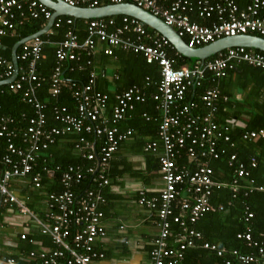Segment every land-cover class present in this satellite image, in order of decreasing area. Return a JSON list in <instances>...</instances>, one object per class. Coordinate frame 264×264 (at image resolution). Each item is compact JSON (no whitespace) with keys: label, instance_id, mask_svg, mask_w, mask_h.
Segmentation results:
<instances>
[{"label":"built area","instance_id":"1","mask_svg":"<svg viewBox=\"0 0 264 264\" xmlns=\"http://www.w3.org/2000/svg\"><path fill=\"white\" fill-rule=\"evenodd\" d=\"M63 1L70 7L80 8L135 4L172 26L191 48L239 35L264 38V0H251L244 8L235 0ZM192 13L209 23L193 20ZM53 16L52 9L39 0H0V66L4 68L0 85H5L0 94L21 93L23 100L34 109V115L29 118L25 129H11L15 122L13 118L0 119L1 203L31 215L53 245L52 248L31 251L27 263L40 260L43 264H97L105 258L95 245L107 236L101 206L106 203L103 190L111 183L108 168L120 145L134 134L132 129L121 131L117 125L126 121L136 104L145 102L147 96L139 86L134 85L116 96L117 104L107 116L109 94L96 90L98 73L92 71L87 82L81 86L70 84L65 81L63 64L80 61L83 53L92 58L100 52L112 56L115 51L123 50L140 54L148 64L156 63L160 68L157 92L151 98L161 112L162 121L158 141L147 143L144 150L159 156L163 187L156 197H148L144 191L139 196V204L155 211L158 218V236L153 242L149 264H181L186 252L195 248L216 253L225 264H264V233L262 239H254L250 224L255 214L249 206L245 207L244 213L248 228L238 233L237 237L252 249L250 252L220 248L207 241L204 234L195 228V224L207 214L226 210L223 204L213 205L215 192L228 189L232 197L237 198L241 193L248 196L264 192V186L258 185L252 175L258 167L257 157L244 162L236 152L228 153V148H234L235 143L230 134L231 125H220L217 120L219 90L210 87L199 100L185 102L189 91L203 87L208 73L216 82L227 78L241 63L264 69V53L254 48H229L204 64L176 68L175 60L168 55V50L174 49L170 41L156 31L149 32L139 19L119 16L120 19L85 20L87 36L84 42H79L76 31L69 29L64 40L57 45V65L51 76L49 91L52 97L57 98L63 87L69 86L75 98L76 112L71 113L67 106L55 105L54 119L60 126H49L47 105L38 98V90L43 85L38 66L44 58L45 46L51 43L49 37L54 33L53 27L59 28L63 19L56 18L46 33L39 36L37 33L20 46L17 52L18 75L10 83L6 81L15 75L16 65L1 54V49L2 38L14 36L27 19L43 17L48 24ZM73 22L72 19L66 21L68 25ZM102 74L104 77L107 75L105 72ZM107 77L111 79V76ZM147 81L150 82V78ZM143 116L146 117V114ZM68 135L78 136L75 149L86 163L71 165L63 172L61 182L64 190L48 195V212L45 219H39L11 190V183L30 177L34 187L41 188L43 172H34L37 158L42 150L55 144L57 138ZM91 138L102 139L99 151ZM243 139L253 142L264 140V128L245 132ZM224 159L233 170L229 181L219 179L212 166V161ZM56 169L60 170V167ZM44 172L53 174V170L47 168ZM88 178L93 187L76 195L74 185ZM21 238L25 240L27 235L23 234ZM6 262L14 264L15 260L8 259Z\"/></svg>","mask_w":264,"mask_h":264},{"label":"trees","instance_id":"2","mask_svg":"<svg viewBox=\"0 0 264 264\" xmlns=\"http://www.w3.org/2000/svg\"><path fill=\"white\" fill-rule=\"evenodd\" d=\"M235 1L241 8H244L251 0ZM191 16L193 20L202 24L209 23L198 18L195 13H192ZM115 18L120 19L119 16H116ZM60 19H63V22L59 28L53 27L54 33L49 37L51 43L45 46L44 58L38 66V73L43 83L42 88L38 90V98L47 105L46 113L49 126H60V123L54 119L53 107L55 105L67 106L71 113L76 112L75 98L69 86H64L61 94L57 98L52 97L49 93L51 88V76L57 65V45L64 40L69 29L76 31L79 37V42L81 43L84 42L87 36V25L85 20H75L70 17H61ZM68 19L74 21L72 25L66 23ZM46 25L47 21L43 17L39 19H27L14 36L7 35L2 38L3 45L1 54L8 60L12 61L11 51L13 47L18 42L39 33ZM146 28L149 32L155 33L150 27L146 26ZM168 55L171 59L175 60L174 65L176 68L190 67L196 63L195 60H189L178 55L174 49H169ZM88 62L91 63L89 64ZM240 65L248 68V70H245L249 71L248 73L255 74L257 77L256 79H259V83L264 85V69L253 67L248 63L239 64L234 71L230 72V74L235 72ZM98 66L102 68L99 71ZM108 67L113 69L117 77L115 76L113 78L111 77L112 79H109L106 74L105 77L103 76L102 72L106 73L105 70ZM63 70L65 81L70 84L76 83L78 86L87 82L92 71L95 70L98 73L97 84L95 86L96 90L109 94L106 111L107 116L111 115L114 106L117 104L116 96L118 94H121L134 85L139 86L147 96L146 101L137 103L135 110L129 113V118L126 121L119 123L117 126L121 131L132 129L134 134L137 132L138 134L148 135L152 140L158 137L161 112L156 108V103L151 98V95L157 92V83L160 80V68L158 64H148L145 58L140 54H135L131 51L117 50L112 56L100 52L92 58L87 57L83 53L80 61L63 64ZM3 72L4 68L0 66V76ZM147 78H150V82L147 81ZM218 81L213 82L212 75L208 73L203 87L191 90V92L189 91L186 95L185 102L188 103L192 100H199V97L206 89L215 87L220 92V101L218 102L219 108L220 102L224 100V94H222L217 86ZM4 87L5 85H0V89ZM112 87L115 89L113 90ZM144 114H146V117L143 116ZM33 115L34 109L30 104L23 100L21 93L0 94V119L1 117L13 118L15 122L11 125V129H25L28 125L29 118ZM262 120L261 124H256L254 122L253 124L248 125L247 130H231L230 134L232 141L235 143V147L228 148V153L231 154L232 152H236L239 159L244 162H248L252 157H257L258 167L253 170L252 175L258 185L264 186V140L255 143L253 141L245 140L242 137L247 131L264 128V118H262ZM77 139V135L61 136L57 138L55 144L49 146L46 150H42L36 160L34 171L43 172L42 187L36 190L37 193L49 195L50 193L62 192L64 190L61 182L63 172L71 165L86 163V160L81 156L79 151L75 149ZM91 140L96 142V150L99 151L102 139L91 138ZM16 143L19 145L20 142L16 140ZM212 166L219 179L225 181L231 180L233 170L229 168L226 159L212 161ZM57 167H60V170H57ZM0 168L2 169V166H0ZM46 168L53 170V174L44 172V169ZM220 174H222L223 177L219 176ZM90 187H93V184L90 178H88L83 180L80 184L74 185L73 191L76 195H80ZM212 203L215 206L223 204L226 207V210L224 212L217 211L207 214L195 224V228L204 234L207 241L217 244L220 248H226L228 251L240 250L243 253L252 251L245 242L238 239L237 235L248 228V225L244 220V213L245 207L249 206L255 214L250 224L253 237L254 239H262V234L264 233V192H254L248 196L241 193L237 198H233L230 190L225 189L215 192ZM28 249H31L30 245ZM15 263L24 264L20 262L18 256L15 259ZM33 264H43V262L36 260ZM181 264L225 263L224 259L218 257L216 253L202 248H195L186 252L185 260Z\"/></svg>","mask_w":264,"mask_h":264},{"label":"crops","instance_id":"3","mask_svg":"<svg viewBox=\"0 0 264 264\" xmlns=\"http://www.w3.org/2000/svg\"><path fill=\"white\" fill-rule=\"evenodd\" d=\"M101 69L98 66V71ZM238 69L217 82L224 94L217 120L220 125L230 124L232 131L247 130L248 125L254 122L261 124L264 118V85L259 83L255 74L248 73V68L240 65ZM105 71L109 77L115 76L111 67ZM155 141H158V137L152 140L148 135L136 132L120 145L110 161L108 176L111 183L103 190L106 203L101 206L107 236L95 245L98 251L105 254V258L97 264L150 262L153 242L158 236V218L155 211L139 204V196L144 191L148 197H156L163 187L159 156L144 150L147 143ZM10 187L34 216L45 219L48 195L37 193L38 189L30 177L16 179ZM23 234L27 235L25 240L21 238ZM29 245L31 249H28ZM52 247L48 236L42 234L31 215L3 205L0 196V264H9L6 261L15 260L17 256L20 262L28 264L26 259L31 251Z\"/></svg>","mask_w":264,"mask_h":264},{"label":"water","instance_id":"4","mask_svg":"<svg viewBox=\"0 0 264 264\" xmlns=\"http://www.w3.org/2000/svg\"><path fill=\"white\" fill-rule=\"evenodd\" d=\"M39 1L48 6L50 9H52V11L54 12V16L52 20L48 22L46 28L41 33L37 34L38 36L46 33L52 27L55 19L58 17H71L75 20H92L116 16H130L139 19L147 27H150L154 31L166 37L173 45L176 52H178L182 57H185L189 60H195L196 63L204 64L206 60L215 56L216 54L229 48L235 47L254 48L261 52H264V38L256 35H239L236 37H225L204 47L191 48L188 46L187 42L179 36L176 30L172 26L167 25L163 21V19L131 3L107 5L98 8H80L70 7L63 0ZM34 36L35 35L30 36L15 45L13 49L12 60L16 65V72L13 78L7 80L6 83H10L18 75L17 52L20 46L27 39L32 38ZM192 67L193 65L190 66V68Z\"/></svg>","mask_w":264,"mask_h":264}]
</instances>
